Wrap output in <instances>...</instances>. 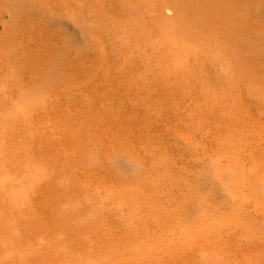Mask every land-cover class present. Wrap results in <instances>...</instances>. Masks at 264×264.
Returning <instances> with one entry per match:
<instances>
[{
	"label": "rangeland",
	"instance_id": "1",
	"mask_svg": "<svg viewBox=\"0 0 264 264\" xmlns=\"http://www.w3.org/2000/svg\"><path fill=\"white\" fill-rule=\"evenodd\" d=\"M259 1L230 80L208 37L150 25L158 0H0V264L208 262L212 168L264 175Z\"/></svg>",
	"mask_w": 264,
	"mask_h": 264
},
{
	"label": "bare ground",
	"instance_id": "2",
	"mask_svg": "<svg viewBox=\"0 0 264 264\" xmlns=\"http://www.w3.org/2000/svg\"><path fill=\"white\" fill-rule=\"evenodd\" d=\"M168 1L158 0V5L153 3L156 7L150 9L144 5L148 9L146 13L151 20L150 25L172 32L180 27L183 30L181 35L187 40L191 33L208 37L212 48L224 53L233 62L234 72L229 74L234 73V79L238 78L245 52L243 38L256 31L255 21L259 19L250 17L254 12L253 6L259 0H192L190 7H186V0H177L173 8L175 14L166 17L162 11ZM258 4L261 7L263 3ZM208 178V191L197 193L196 197L197 212L206 210L204 216L207 223L204 222L209 228L205 242H199L198 248L196 246L199 250L201 245H206L207 248H203L208 256L207 253H203L205 256L202 257L199 254L200 258L197 257L200 260L206 258L198 261H208L205 264H264V175L244 167V164L227 162L214 166ZM203 235L199 234L200 237ZM196 237V240L200 238Z\"/></svg>",
	"mask_w": 264,
	"mask_h": 264
}]
</instances>
